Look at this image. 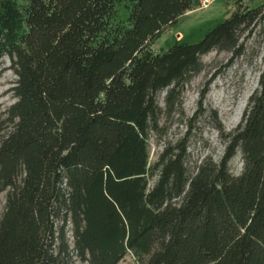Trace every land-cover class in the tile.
<instances>
[{"label":"trees","instance_id":"obj_1","mask_svg":"<svg viewBox=\"0 0 264 264\" xmlns=\"http://www.w3.org/2000/svg\"><path fill=\"white\" fill-rule=\"evenodd\" d=\"M204 1L0 0V65L8 57L17 76L0 122V264H119L127 254L137 264H264V55L218 162L191 173L188 135L150 162L149 138L163 115L184 114L202 56L242 55L241 37L264 20L263 5L236 0L199 41L155 52Z\"/></svg>","mask_w":264,"mask_h":264},{"label":"rangeland","instance_id":"obj_2","mask_svg":"<svg viewBox=\"0 0 264 264\" xmlns=\"http://www.w3.org/2000/svg\"><path fill=\"white\" fill-rule=\"evenodd\" d=\"M242 7L254 8L263 5L264 0H243ZM236 0H205L201 5L185 13L178 23L167 29L152 45L159 52L174 42H197L203 35L236 9ZM120 15H124L123 5L119 6ZM240 42L244 43V53L232 59V53L225 50H212L202 56L203 70L184 86L182 92V109L172 117L163 115L160 119L162 129L152 133L149 138L150 162L157 159L164 147L189 136L187 167L191 173L197 170L201 162L207 158L218 162L225 151L226 141L222 130L228 133L241 122L251 94L257 89L262 70L264 55V20L253 33L243 34ZM10 60L3 58L0 65V122L8 117L10 106L15 103L13 87L17 76L10 69ZM216 75V76H214ZM214 78L209 86L203 102L204 111L193 119L199 110V100L205 83ZM166 90L158 95L159 105L164 109ZM216 112V119L213 115ZM218 123L222 129H218ZM3 132L11 129L5 123ZM243 159L240 150L230 162V170L234 175L241 173ZM6 191L0 194V209L5 205ZM75 264H85L77 261ZM119 264H137L136 259L127 254Z\"/></svg>","mask_w":264,"mask_h":264}]
</instances>
